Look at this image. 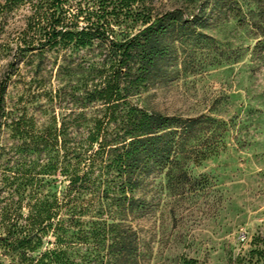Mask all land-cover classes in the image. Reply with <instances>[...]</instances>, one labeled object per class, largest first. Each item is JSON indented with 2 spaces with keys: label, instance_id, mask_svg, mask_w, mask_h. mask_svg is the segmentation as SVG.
Wrapping results in <instances>:
<instances>
[{
  "label": "trees",
  "instance_id": "trees-1",
  "mask_svg": "<svg viewBox=\"0 0 264 264\" xmlns=\"http://www.w3.org/2000/svg\"><path fill=\"white\" fill-rule=\"evenodd\" d=\"M20 6L29 14L0 81V137L5 93L24 56L67 47H96L97 56L73 119L53 117L32 133L23 128L18 148L46 159H24L27 173L4 179L20 196L0 207V256L8 264H138L137 221L152 205L137 191L153 174H163L167 187L190 180L188 160L216 156L233 125L211 114L148 111L131 100L171 74L177 42L202 36L205 6L189 12L157 11L148 0H4L0 15ZM128 23L138 28L116 36L115 27ZM255 29L251 51L264 56V25ZM25 175L34 179L30 192Z\"/></svg>",
  "mask_w": 264,
  "mask_h": 264
},
{
  "label": "rangeland",
  "instance_id": "rangeland-1",
  "mask_svg": "<svg viewBox=\"0 0 264 264\" xmlns=\"http://www.w3.org/2000/svg\"><path fill=\"white\" fill-rule=\"evenodd\" d=\"M148 1L157 11L192 12L205 6L210 18L206 28L197 29L203 37L176 43L171 74L132 102L181 117L211 114L233 125L226 148L216 156L200 164L188 160L190 180L167 187L163 174H153L137 191L152 205L137 221L138 264H264V56L251 51L260 36L255 27L264 25V0ZM28 14L20 6L0 15V81ZM130 26L115 27L116 36L138 28ZM96 53V47L45 50L24 56L11 75L0 137V207L20 196L4 185L5 177L27 173L25 161L42 164L46 159L18 148L25 129L32 133L53 117L74 118L80 91L91 83ZM25 177L30 192L34 179ZM8 262L0 256V264Z\"/></svg>",
  "mask_w": 264,
  "mask_h": 264
}]
</instances>
